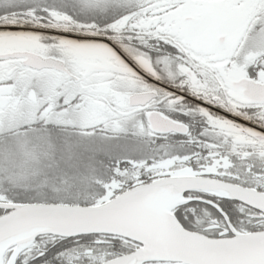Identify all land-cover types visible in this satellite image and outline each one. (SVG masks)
I'll return each mask as SVG.
<instances>
[{
    "label": "snow or ice",
    "instance_id": "snow-or-ice-1",
    "mask_svg": "<svg viewBox=\"0 0 264 264\" xmlns=\"http://www.w3.org/2000/svg\"><path fill=\"white\" fill-rule=\"evenodd\" d=\"M0 264H264V0H0Z\"/></svg>",
    "mask_w": 264,
    "mask_h": 264
}]
</instances>
